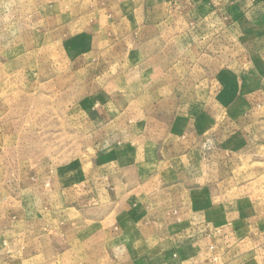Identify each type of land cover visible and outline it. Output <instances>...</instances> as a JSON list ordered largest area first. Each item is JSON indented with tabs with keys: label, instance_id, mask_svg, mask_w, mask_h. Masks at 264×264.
<instances>
[{
	"label": "rangeland",
	"instance_id": "1",
	"mask_svg": "<svg viewBox=\"0 0 264 264\" xmlns=\"http://www.w3.org/2000/svg\"><path fill=\"white\" fill-rule=\"evenodd\" d=\"M188 6L167 20L163 0H0V264L147 263L144 219L165 201L136 196L114 156L171 142L161 121L207 122L212 82L218 105L227 89L193 36L215 24Z\"/></svg>",
	"mask_w": 264,
	"mask_h": 264
},
{
	"label": "crops",
	"instance_id": "2",
	"mask_svg": "<svg viewBox=\"0 0 264 264\" xmlns=\"http://www.w3.org/2000/svg\"><path fill=\"white\" fill-rule=\"evenodd\" d=\"M163 1L162 18L176 10L184 19L187 4L194 19L213 21L193 36L208 39L204 49L225 70L227 89L218 105L212 82L207 122L161 121L171 142L142 138L132 147H145L144 158L114 156L113 166L135 168L136 196L165 201L160 219H144L146 264H264V0Z\"/></svg>",
	"mask_w": 264,
	"mask_h": 264
}]
</instances>
